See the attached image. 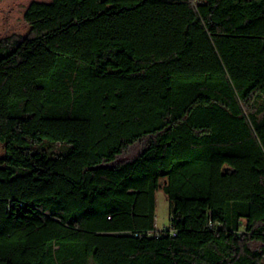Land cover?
Listing matches in <instances>:
<instances>
[{
	"label": "trees",
	"instance_id": "16d2710c",
	"mask_svg": "<svg viewBox=\"0 0 264 264\" xmlns=\"http://www.w3.org/2000/svg\"><path fill=\"white\" fill-rule=\"evenodd\" d=\"M23 17L0 36V264H264V0Z\"/></svg>",
	"mask_w": 264,
	"mask_h": 264
},
{
	"label": "rangeland",
	"instance_id": "374dc122",
	"mask_svg": "<svg viewBox=\"0 0 264 264\" xmlns=\"http://www.w3.org/2000/svg\"><path fill=\"white\" fill-rule=\"evenodd\" d=\"M32 0H0V36L10 34L25 35L30 25L24 20L23 14ZM49 1V0H39ZM140 144L128 147L124 156H130L136 152ZM63 148L62 146L59 149ZM3 153V145L0 143V155ZM169 201L163 191L156 192L155 226L158 229L164 228L169 223ZM89 264H95L89 260Z\"/></svg>",
	"mask_w": 264,
	"mask_h": 264
}]
</instances>
